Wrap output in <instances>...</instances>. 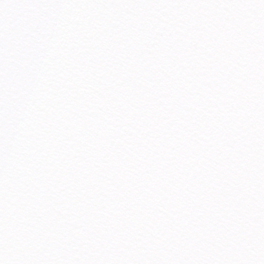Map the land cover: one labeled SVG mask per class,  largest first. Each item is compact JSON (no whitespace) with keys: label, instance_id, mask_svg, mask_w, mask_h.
Listing matches in <instances>:
<instances>
[{"label":"snow or ice","instance_id":"obj_1","mask_svg":"<svg viewBox=\"0 0 264 264\" xmlns=\"http://www.w3.org/2000/svg\"><path fill=\"white\" fill-rule=\"evenodd\" d=\"M0 264H264V0H0Z\"/></svg>","mask_w":264,"mask_h":264}]
</instances>
